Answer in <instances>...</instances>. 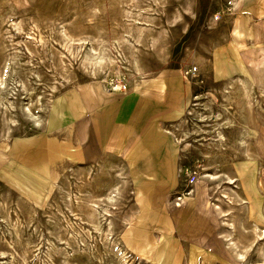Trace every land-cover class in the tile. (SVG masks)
Returning a JSON list of instances; mask_svg holds the SVG:
<instances>
[{
	"label": "rangeland",
	"instance_id": "rangeland-1",
	"mask_svg": "<svg viewBox=\"0 0 264 264\" xmlns=\"http://www.w3.org/2000/svg\"><path fill=\"white\" fill-rule=\"evenodd\" d=\"M245 2L0 0V264H100L94 255L103 257V264H112L109 260L115 250L110 242L118 240L119 232L126 226L125 220L149 230L156 242L162 240L163 234L172 232L180 238L186 253L190 242L194 241L215 252L223 248L230 264H264V235L259 239L254 235L255 230L264 229V222L255 221L248 196L230 164L232 158L236 159L234 156L243 157L240 145L233 141L241 129L237 123L244 122V100H254V97L264 110V13L258 16L257 7L249 14L255 38L242 41L241 52L232 46L233 28L240 23L236 19ZM12 24L18 25L17 30ZM62 34L69 35L66 37L71 40V52L92 53L90 49L94 46L98 50L96 55L119 58V65H105L97 76L91 75L81 66L80 58L72 60L69 52L61 47ZM40 38L42 42L37 43ZM15 50L21 52L18 54ZM235 52L244 56L252 73L257 72L256 91L248 76L221 74L215 69L222 59L226 61L235 56ZM43 53L46 55L42 56ZM134 57L139 59L144 78L169 77L170 90L179 95L183 86L189 87L187 112L180 118L158 120L160 127L171 131L172 140L180 145L178 183L174 188L159 182L138 193L130 175L131 164L124 155L130 143L118 155L121 159L113 157L116 154L108 149L115 144L126 118L117 120L120 107L127 102L122 101L123 96H116L107 114L106 103H101L99 118L102 122L99 121L98 127L93 123L94 111L82 112L79 121L85 134L87 164L72 166L56 184L37 175L30 165L13 159L11 151L16 143H34L36 148L43 141L46 109L59 95L71 101L70 96L79 87L106 81L108 94H114L118 87L121 94L130 97L135 81L140 79L136 75ZM26 63L35 64V73L38 72L31 74ZM30 101L31 112H28L24 107ZM131 101L133 108L134 100ZM117 102L120 104L115 106ZM230 107L232 115L225 111ZM69 120L68 116L66 121ZM229 121L235 122L233 127L228 128ZM254 126L264 148V121L249 125ZM218 133L226 137L225 143L220 142ZM248 143L245 151L250 153V158L256 157L264 181V149L258 151L251 141ZM42 152L39 146L33 152L37 156L31 157L42 159ZM143 167L144 164H140V169ZM203 183L207 186L210 212L207 217L213 219L207 224L200 221V225L185 224L184 215L190 200L195 198V188ZM112 192L117 195L116 205L110 218H103L102 224L106 228L111 220L115 233L102 244L99 234L84 220L80 212L84 209V200L82 204L80 200L100 199L99 203L105 206L109 203L106 197ZM179 211H183L181 217L177 214ZM204 253L203 250L197 256L198 263ZM241 255L245 258H240ZM127 256V264H153L150 260L136 258L129 249ZM216 262L222 264L219 257Z\"/></svg>",
	"mask_w": 264,
	"mask_h": 264
},
{
	"label": "bare ground",
	"instance_id": "bare-ground-1",
	"mask_svg": "<svg viewBox=\"0 0 264 264\" xmlns=\"http://www.w3.org/2000/svg\"><path fill=\"white\" fill-rule=\"evenodd\" d=\"M253 7L258 8L257 9L258 16L262 15L264 13V0H246L242 13L239 12L240 15L237 16L236 20H239L240 23H236L233 28L232 46L234 50H237V48H239L240 50L239 52H241L240 48H242L243 45L242 41H244L245 39L247 41L250 39H254L256 35L255 27L252 25L253 23L249 15L252 12ZM241 20H245L243 24L241 23ZM11 26L15 30H17L15 28L16 26H18L17 24H12ZM23 26H19V28L22 27L21 28L22 30ZM139 29L140 28H138V30ZM139 31H141V29ZM66 36L65 35L62 36L63 38L61 40V44H62L61 47L63 46V48L69 52L68 54L71 55L70 57L72 60H76V58H80L81 66L87 69L91 75L97 76L98 72L102 71L103 66L105 65L110 67H114L116 64L119 65V58L118 59L116 57L111 58L109 57V55L106 56L103 55L102 53H100L102 55L100 54L96 55L98 50L94 46L90 49V51L93 54L87 52L82 55L81 50L76 52H71L69 50L71 40ZM139 39L140 38H138V41ZM36 42L37 43L42 42V38H40L39 41ZM36 46L38 47L39 45ZM30 51L31 50H29V52ZM15 52L17 51L15 50ZM20 52L21 51H19V53ZM239 52H235V56L226 59V61L222 59L221 64L217 65L215 69L217 70V72L221 74L241 73L248 76L249 77L248 79H250L253 86H255L254 88L256 91L257 86L255 83L258 82L257 72L252 73L250 69H248L246 59L244 58V56L242 58ZM45 55L46 54L42 56ZM18 56H22V55H18ZM39 58L40 56L38 57V59ZM132 59H133V64L136 67V75H138L140 79L135 81V84L133 85V94H131L130 97H126L124 94H121L119 92V89H117L118 88L117 86H116L117 88L114 89L115 91L114 94H108L105 88V85L108 84L106 81L103 82L101 81L96 83L90 82L79 87L70 96L71 101H69L65 95L62 94L59 95L57 98L51 100L49 107L46 109L45 137L43 138V141L39 143L36 148L34 147V143H29V144L21 143L20 145L16 143L11 151V156L13 157V159L18 160L20 163H23L24 165H30V167L33 168L34 172L37 173V175H41L42 178H44L45 180H49V182L52 185L56 184V181L60 178V176L65 171L72 168V166L81 163L87 164L88 155L84 142L85 134H84L83 126H80V121H79L80 117L82 116V112H84L85 110H89L90 112L94 111L93 123L95 124L96 127H98L100 120L99 118L100 109H101V107L99 106L101 105V103L102 102L106 103L107 109H105V114H107L108 111L111 110L112 108L111 106L113 105L112 103L114 102V100H116L115 99L116 96H123L122 101L125 100L131 101L133 99L134 106L131 113H129V115L125 118L124 124L122 126L120 133L118 134L115 144L113 145L112 148L108 147V149H110L113 154L121 155L124 151L126 144L130 143L129 148L127 149L124 155L125 158L128 160V162L131 164L130 175L134 183V187L135 189H137L138 193H142V191L150 189L155 183H159V182L170 185L172 188H174L178 183L177 157L179 155L178 153L180 151V145L178 144V142L177 143L175 142L176 140H172L173 136L171 131L162 129L160 127V123L158 120L167 117L180 118L187 112L188 105L190 102L189 87L186 85L183 86L181 89L182 91L181 95L173 93L175 91L172 89L170 90L171 81L169 80V77L155 78L149 76L148 78L147 77L144 78L145 75L142 73V70L139 68L138 65L139 59H137V57H134ZM231 59H233L234 62ZM22 60L24 59L22 58ZM33 63L32 65H28L27 63L24 64V65H28L31 74L35 73V68H34L35 64ZM58 65L60 64L58 63ZM62 67L61 69L64 68ZM65 71H66V67H65ZM262 88L263 87H261L260 89ZM252 99L254 100H251L249 98L248 99L246 98V100H244L245 102L242 107L243 116L239 114V117L242 116V119L245 123L244 122L240 123L238 120H236L239 122L237 123L238 126L239 124L241 125V129H239L240 133H238L237 138H235V140L233 141L235 144L240 145L242 150L240 151L241 155H243V157L245 158L243 157L239 158L240 156H234L236 159L232 158L230 164H232L233 168L235 169L236 177L238 179L240 186L248 196V203L251 209V214H253V217L255 218L256 222L263 223L264 222V181H263L262 173L259 172L258 166L260 165L257 164L256 157L255 159H253L254 157L250 158L248 156V154L250 153L247 154V152L245 151L246 148L245 146L249 141L253 143V145L258 151L259 150L262 151L264 149L262 145V139L260 138L259 135V131L256 129L255 126L252 128L249 127V125H251L252 123L256 125L258 120L264 121V114L262 113L264 110L260 106V102L257 101L254 97ZM119 104L120 102L119 103L117 102L115 106ZM30 105H31V101L28 105H25L24 110L31 112V110L29 109ZM232 110L233 109L231 107L225 108V111L229 113V115L230 114L232 115ZM233 115L235 114L233 113ZM66 116H70L72 120L69 122L68 121L65 122L64 119ZM233 123L235 124V122L229 121L226 124L229 125L228 126L229 128L234 126ZM218 135L220 137L219 139L220 142L225 143L226 137L220 133H218ZM101 139H102L101 141L103 142V138ZM223 143L222 145L225 146ZM39 146H41L43 149L42 159L38 158L33 160L34 157L31 156L36 155L33 152L35 149L38 150ZM229 149H231L232 152L234 151V153L236 152L233 147L232 148L229 147ZM240 152H238L239 154L237 155H240ZM254 155H256V153ZM13 159L10 162H12ZM140 164H144V167L142 169H140ZM30 195L34 199H39V196L35 194H30ZM116 199H117V195L112 192L106 197V200H108L109 203L106 204L105 206H102L99 203L100 199L94 200L91 198L89 199L85 198L80 200V203L82 200H84L83 203L84 205H82L84 209L83 211L80 212L81 213L83 212L82 214L84 215V220L89 225H91V227H93V229L99 234V237H101L99 239H101L102 244H105L109 240V238H111L110 236L115 233L113 227L114 225L111 220L109 221V223H107L106 228L103 227L102 222H103V218L105 220H108V218H110L111 214L113 213V208L116 205L115 204ZM99 207H101V209H99ZM186 210L187 211L184 215L185 224L189 223L192 224L193 226L195 224L200 225L201 223L207 224L210 220L213 219L207 217L210 216V212L208 207L207 186L204 185V183L198 184L196 186L195 198L193 200H190V204ZM182 213L183 211H179V213L177 214L181 217ZM107 216L109 217L107 218ZM198 221H200L201 223L198 224ZM125 222H126L125 228L121 230L119 234L118 232H116L118 234V238H117L118 240L115 239V241L111 240L112 242H110V246L112 247L113 250H115V252H113V257L109 260L112 264H127L128 263L127 249L132 251L136 258L150 260V262L153 264H217L216 259L218 257L220 258L222 264H230V261L228 257H226V253L223 248L221 249V252H215L211 250L207 245H205L206 247H203L197 242L191 241L188 247V252L186 253L180 238L172 235V232L163 234L162 240L160 242H156L149 230H146L142 227L133 226L129 222H127V220H125ZM233 233H235V230ZM254 235L256 239L261 238L264 235V229H262L260 232H258V229L255 230ZM87 236H89V234ZM238 242L239 241L237 240V243ZM118 247L120 248L118 249ZM203 250L206 253L202 255L201 263H198L197 256ZM240 253H242V250ZM232 254L234 253L232 252ZM93 257H95V259H98L100 261V264H103L101 262L103 261V257L95 256V255ZM239 257L245 258V256L242 255Z\"/></svg>",
	"mask_w": 264,
	"mask_h": 264
},
{
	"label": "crops",
	"instance_id": "crops-1",
	"mask_svg": "<svg viewBox=\"0 0 264 264\" xmlns=\"http://www.w3.org/2000/svg\"><path fill=\"white\" fill-rule=\"evenodd\" d=\"M132 105L130 104V100H128L125 104H124V106H122V108L119 110V113H118V118H117V120L120 122L121 120H123L125 117H127L128 115H129V112L131 113V111H132ZM68 116H66L65 117V119H64V121L66 122V118H67ZM70 117V116H69ZM104 117V116H103ZM72 120V118L70 117V120L69 121H71ZM68 121V122H69ZM99 121H101L102 122V120H99ZM112 155V154H111ZM113 156V155H112ZM113 157H115V158H118V159H121L118 155L116 156H113ZM123 161V160H122ZM124 163H126L125 161H123Z\"/></svg>",
	"mask_w": 264,
	"mask_h": 264
}]
</instances>
